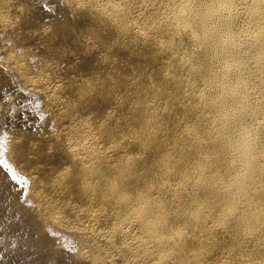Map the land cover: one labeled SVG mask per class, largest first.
I'll return each mask as SVG.
<instances>
[{"label": "bare ground", "instance_id": "1", "mask_svg": "<svg viewBox=\"0 0 264 264\" xmlns=\"http://www.w3.org/2000/svg\"><path fill=\"white\" fill-rule=\"evenodd\" d=\"M19 1L0 0L17 45L43 37L63 67L59 133L15 130L12 157L56 220L88 212L83 264H264V0H103L47 29Z\"/></svg>", "mask_w": 264, "mask_h": 264}, {"label": "rangeland", "instance_id": "2", "mask_svg": "<svg viewBox=\"0 0 264 264\" xmlns=\"http://www.w3.org/2000/svg\"><path fill=\"white\" fill-rule=\"evenodd\" d=\"M77 1L20 0L19 3L26 9L40 10L46 19L35 16L30 19L46 29L50 26V19L59 12H72L81 5L92 7L104 3L103 0ZM21 20L18 17L0 19V73L10 83L5 102H0V161L5 162V167L0 168V264H62V261L83 264L88 259L92 261L100 248L97 233L88 225V212L75 208L71 215L63 214L56 220L51 211L33 196V173L25 172L13 161L10 144L15 130H24L35 138L42 134L56 135L60 131L54 113L46 104L47 91L62 76L63 61L55 57L43 37L38 36L24 47L18 46L16 40L23 31ZM263 90L258 100L264 123ZM12 175L17 176L19 183L11 179ZM101 223L96 221L98 225ZM230 254L214 264L261 263L256 254L252 259L236 258ZM95 263L104 264L99 260ZM127 263L135 264L132 261Z\"/></svg>", "mask_w": 264, "mask_h": 264}, {"label": "snow or ice", "instance_id": "3", "mask_svg": "<svg viewBox=\"0 0 264 264\" xmlns=\"http://www.w3.org/2000/svg\"><path fill=\"white\" fill-rule=\"evenodd\" d=\"M45 8L47 10V5H45ZM5 167V162L4 161H0V168H4ZM7 170V169H6ZM11 179L14 181V182H17L19 183V181L17 180V176L16 175H12L11 176Z\"/></svg>", "mask_w": 264, "mask_h": 264}]
</instances>
